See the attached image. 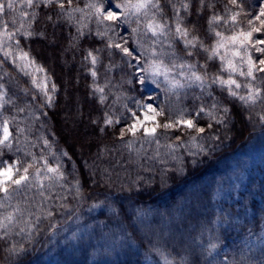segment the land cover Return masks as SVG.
Wrapping results in <instances>:
<instances>
[{"label":"trees","instance_id":"obj_1","mask_svg":"<svg viewBox=\"0 0 264 264\" xmlns=\"http://www.w3.org/2000/svg\"><path fill=\"white\" fill-rule=\"evenodd\" d=\"M240 1L243 9L239 17L243 21L247 14L253 17L264 4V0ZM77 2L73 0L72 6ZM183 2L189 3L190 8H182ZM230 5V0H203V4L201 0H160L163 9L160 16L176 18L178 13L185 18L190 38L198 36L208 47L216 40L210 31L213 26L209 24L210 17L223 16ZM33 13L35 23L31 30L43 35H20L18 39L56 85L54 101L44 106L33 120L49 142L51 157L61 165L64 179L57 186L60 199L41 200L46 208L41 214L46 231L37 243L13 253L9 238L0 235V264H147L159 252L184 259L185 264H214L206 249L196 243L197 236L211 227L209 216L202 219L203 212L211 200L213 182L229 171L228 163L254 136L264 133V102L246 105L227 96L215 84L209 100L213 103L219 99L230 109L223 124L204 113L194 114L198 126L205 128L204 133L198 134L185 126H181L183 130L164 128L162 125L167 122L160 117L156 139L161 153L152 150L135 153L127 148L126 142L132 138L126 127L130 113L126 111L125 118L113 120L112 124H107L105 117L113 113L118 102L145 97L146 90L134 74L136 60L108 47L110 40L116 42L108 35H97L86 26L78 31L81 28L78 20L75 17L68 20L55 3L47 5L40 1L33 7ZM259 37L264 38L260 34ZM127 39L129 46H134L133 34ZM117 40L116 43H121L120 37ZM175 45L183 48L180 41ZM49 49L56 51L51 58L46 54ZM89 51L99 57L97 64L85 59ZM186 52L193 53L188 56L200 73L224 75L218 59L209 60L199 46L186 48ZM92 69L97 76L92 75ZM256 75L260 88H264V73ZM0 77H3L0 83L8 89V98L13 101L5 105L6 110L19 109L28 94L22 91L10 68L0 66ZM97 86L104 88L102 95L96 91ZM72 105V115L78 116L81 124L89 125L96 136L80 149L69 142L63 130L66 108ZM193 137L203 138L207 149L184 153L183 144L194 140ZM171 145L180 146L181 157L174 156L175 150L168 151ZM3 151L9 155L13 149ZM210 177L212 181L208 182ZM224 209L233 215L230 223L218 228L217 233L232 254L222 264H264V242L258 245L245 242L248 232L260 231L264 226V169L244 188L238 200L224 203ZM143 210L153 211L151 217L145 218L148 220L139 219ZM154 212L168 214L169 219L163 221ZM76 221L79 222L75 224ZM77 224L80 235L72 245H63L66 232ZM51 245L59 247V252L57 260L49 263L51 260L47 262L46 257Z\"/></svg>","mask_w":264,"mask_h":264},{"label":"rangeland","instance_id":"obj_2","mask_svg":"<svg viewBox=\"0 0 264 264\" xmlns=\"http://www.w3.org/2000/svg\"><path fill=\"white\" fill-rule=\"evenodd\" d=\"M43 0H36V3ZM248 1V0H247ZM0 3H6V0H0ZM87 3V0H78L74 6H79L81 8ZM238 4L242 5V2L238 0ZM264 5V4H263ZM107 8V5H105ZM243 9V7H242ZM241 8L230 5L226 9V13L221 16L223 20H221L217 24H213L212 28H215L217 31L224 33L226 36L231 35L233 32L239 30L240 27H243L245 31L248 30L247 21L252 19L250 15H246V21L241 20L238 17L239 24L233 25L229 22V16L236 11L242 10ZM21 10H26L30 14L32 13L33 8H23L20 3L15 5V11L6 10L4 14H0V18L3 20L9 21V27H12L11 19L14 16L18 17V13ZM86 11H91L87 9ZM74 17L81 21V23L85 24L86 27H89L96 32H105L106 24L109 22H105V24H97L96 18L91 17L88 19L82 20L81 13H75ZM151 17H148L150 19ZM130 23L121 24L118 27H115L113 31L108 32V36L116 42H118L119 37H123V40L127 41V46H129L127 36L129 34H133L134 36V46L132 48L137 49V55L141 57L139 64L137 61L135 62L137 67L134 71L135 77L140 83L141 77L144 79V83H142L143 88L146 90V95L143 99L137 97H130L123 102H118L117 106L113 109V113L111 115H106V120L111 118L112 120H121L125 118L126 111L130 113V119L127 118L126 127L135 122V118L139 116L143 119L144 107L145 105L151 104L154 108L157 109L158 112H162V115L156 116V121L161 124L160 117L166 120L167 123L176 121L180 118L185 119H194V114H196L201 107H208L212 104V101L209 100V93L212 86L215 84H211V87L205 85L204 88H201L198 83H193L186 80L184 77H181L178 73L180 71L188 72L187 68L185 69H174L172 75L181 80L184 83V87L178 88L175 90L170 89V86L163 80L162 77L158 78L155 82L152 79H149L148 73H141L137 71L139 67H146L147 62L152 58L151 53L148 52L150 47H155L157 52L162 53H170L174 48L177 58H173L170 55H163L159 57L163 59L165 63H185V64H194L191 62L187 52L186 47L179 38L170 36L169 38H160V43L155 45L152 44V41L156 39L153 37L150 32H145L144 23L146 22L145 17L141 16L140 21L137 20L135 16H131ZM158 19L164 20L170 23V26L174 28V20L175 18H167L165 15L158 16ZM243 19V18H242ZM27 23V20L25 21ZM139 26V31L136 33L132 32L133 28H137ZM258 26V25H257ZM257 38L259 34H255ZM20 35H17V39ZM190 38V37H189ZM217 39V37H216ZM139 40L143 47H139L135 41ZM176 41L182 42L183 48L178 49L175 45ZM121 42H123L121 40ZM56 51L54 49H49L46 54L51 58L52 54H55ZM257 54H254L256 56ZM0 59H4L2 55H0ZM219 61V60H218ZM220 62V61H219ZM221 63V62H220ZM8 65V66H7ZM4 69L9 70L13 73L15 77H17L22 89H29L28 95L25 97V100L22 101L20 108H23L24 111H19V109H7L4 107L2 114H0V121L7 118L10 121V128L13 131V135L15 137L12 145L13 151L7 155L4 153L3 149L0 148V167L4 166V163H12L15 160L19 159L22 164H26L32 161L33 155L37 158L43 156L47 158L49 164L52 166L57 165V161L51 157L50 154V145L45 144L43 141L45 137L40 134V132L36 129V125H34V117L39 114L44 106H48L46 99L42 93H39V90L31 87L29 78L23 76L16 70V67L10 63V61H6L3 65ZM195 71L200 72L197 67L194 69ZM225 78H227V74L224 73ZM49 77V76H48ZM242 84L247 82L245 77L236 76L235 77ZM52 82L51 78L49 77ZM250 79V78H249ZM257 87L259 86L258 81L253 82ZM96 89V87H95ZM56 90V89H55ZM55 90L50 92V95L55 97ZM241 94H244L245 89L241 88L239 90ZM98 92V91H97ZM99 95L102 93L98 92ZM80 99V98H79ZM68 111L67 117L64 121V132L69 138V142L73 143L78 149L84 148L88 142L93 141L96 136L91 132V128L89 125L81 124V119L78 116L72 115L73 105L68 106L66 108ZM135 114V115H134ZM74 120L72 121L71 119ZM146 127H152L153 122L149 121L145 124ZM179 125L175 128L180 127ZM24 128L25 131L23 133L19 132L18 129ZM159 127L157 128L158 132ZM185 129V128H184ZM181 130H183L181 128ZM156 132V135H157ZM131 134V133H130ZM156 135L154 137H149L143 134L142 129L138 130L135 136H132L127 142V148L131 151H135V153L140 152H149L152 150V153H161V147L159 141L156 139ZM186 149H184V153L186 154H194L196 152L205 151L207 146L201 137H197L194 140H191L188 143L183 144ZM180 146L171 147V150L174 151V156L181 157V149ZM173 148V149H172ZM179 152V153H178ZM230 168H228V172L216 179L213 182L212 186V195L211 200L208 202L207 209L203 212V218L207 219L210 222V228L207 233H201L196 238V243L200 244L202 247L206 249L208 254L211 256V262L214 264H222L226 262V258L231 256V252L229 251L228 245L225 244L223 239L219 237L217 231L218 228L226 227L228 223H230V215H233L231 212L225 211L224 203H234L238 200L247 185L255 178L256 175L260 174L264 169V133H258L254 136L251 141L246 145L243 151L236 157L231 160V163H228ZM43 165V161H41L40 165ZM227 165V163H226ZM32 171V170H30ZM208 182L212 181V177L207 179ZM61 181L55 182L52 187H47L48 181L45 180V188L40 189L35 187V180L31 183L33 186L19 189L15 192H12L11 197L8 201L10 207L7 209H0V213L10 211L12 207H15L17 204L25 209L23 217H21L22 221H27L29 227H25L22 222L19 225H16L12 228V230L8 233L6 237L9 238L12 244V248H15L13 253H19L25 249L31 248V245H34L35 242H38V239L41 238V235L46 231L45 224L43 220L42 212L44 213V204L41 201L42 199L53 200L60 199L58 197V189L57 186ZM4 194L0 192V198H3ZM60 200L59 202H62ZM48 207L49 204L47 203ZM72 210V206L69 207V211ZM153 211L151 210H143L140 213L139 219L141 221L148 220L149 216H152ZM156 213V212H154ZM156 214L162 217L163 221L169 219L168 214H162L161 212H157ZM159 216V217H160ZM210 216L211 219L210 220ZM230 218V219H229ZM201 219V220H202ZM79 222L76 221L75 224ZM74 224V223H73ZM79 224L73 226L74 228H70L66 233V237L63 241V245L69 244L72 245L75 240L78 238L79 231L81 229L78 228ZM21 228H25L24 231H21ZM0 235H3V232L0 231ZM246 243L249 244H261L264 242V226L260 231H251L247 233V237L245 240ZM214 246V247H213ZM59 252V247L55 245H51L48 249L46 260L47 262L51 260L49 263L57 260ZM147 264H185L184 259H178L169 254H164L162 252L156 253L151 256Z\"/></svg>","mask_w":264,"mask_h":264},{"label":"snow or ice","instance_id":"obj_3","mask_svg":"<svg viewBox=\"0 0 264 264\" xmlns=\"http://www.w3.org/2000/svg\"><path fill=\"white\" fill-rule=\"evenodd\" d=\"M17 3L21 4L22 9L36 6V0H6V3H0V14H4L6 10L15 11V5ZM43 3L47 5L57 4L66 13V18L70 21L74 19L75 13H81L82 20L95 17L97 24H105L106 21L109 22L106 24L107 30L105 32H97V35L103 36H107L108 32L113 31L115 27L121 24L130 23L129 18L131 16H135L138 21L143 16L146 19L144 23L145 32H150L153 37H156L152 41L153 45L160 43L161 37L169 38L173 36L179 38L186 48H196L199 46L207 54L209 60L218 59L221 62L220 71L226 73L227 78L220 74L209 76L206 72L200 73L195 71V64L165 63L159 57L170 55L173 58H177L174 48L170 53H162L157 52L154 46L148 49L152 58L147 62V66L139 67L137 71L148 73L149 79H152L153 82L162 77L170 86V89L175 90L185 85L181 80L176 79L172 75L173 70L187 68L189 70L188 72L180 71L178 74L190 82L198 83L201 88H204L205 85L211 87V84H218L223 92L227 93V96L236 98L246 105H255L257 102H264V88L257 87L253 83L257 79V73H264V38H257L255 35L260 34L264 36V5H261L252 19L247 21V31L243 27H240L238 31L226 36L215 28H211L210 31L214 33L217 39L214 45L206 47L200 42L198 36L192 35L189 38L191 35L190 29L184 26L185 18L180 17L178 13L174 20V28L170 26L169 22L158 19V16L163 13L160 0H122L119 3L116 0H87L83 8L72 6L73 0H43ZM230 3L241 9L243 7L238 4V0H230ZM201 4H203V0H201ZM105 5H107V8ZM180 6L186 10L190 8V4L187 2L181 3ZM87 9L91 11H86ZM240 15V11L233 12L228 18L229 22L234 26L238 25V17ZM34 16V13L30 14L26 10H21L18 13V17H12L11 28L9 27V21L0 18V55L4 58L0 59V66H3L6 61H10L19 73L29 78L31 87L39 90L38 94L42 93L46 102L51 104L53 97L50 95V92L56 89L55 83L50 81L47 70L37 62L30 51H26L21 47L20 40L16 38L18 34L23 37L43 35V33H36L31 30L32 25L35 23ZM148 17L151 18L148 19ZM26 20L27 23H25ZM221 20H223V17L212 15L209 19V24H217ZM76 22L81 24V28L78 31H82L86 25L81 23V21ZM139 30L138 26L137 28H133L132 32L136 33ZM120 39L123 42L116 43L110 40L107 46L119 49L123 56L134 58L137 64H139L141 57L136 54L137 49L127 46V41L123 40V37H120ZM135 43L139 47H143L139 40H136ZM192 54V52L188 53L189 56ZM254 54L259 55L254 56ZM85 59H90L93 65L99 62V57L94 55L92 51L88 52ZM204 67L207 68V64ZM91 71L94 77L97 76V72L94 69ZM237 75L245 77L247 82L243 84L239 82L235 78ZM0 79H3V77H0ZM140 83H144L143 77H141ZM241 88L246 90L244 94H241L239 91ZM22 91L26 94L29 93V89H22ZM96 91L103 93L104 88L97 86ZM209 95L211 96L212 93H209ZM101 100H103V96H101ZM12 102L8 98V89L4 84L0 83V114H2L5 105L11 104ZM143 107V119L137 116L135 122L128 126L127 131L132 136H135L137 131L142 129L144 135L154 137L157 128L161 127L159 122L156 121V116L161 115L162 112H158L151 104ZM19 111L22 112L24 109L21 108ZM229 111L230 109L224 105L223 101L216 99L210 106L201 107L196 115L199 116L201 113H204L210 119L215 120L219 124H223ZM149 121L153 122L152 127L145 126L146 122ZM106 123L112 124L113 120L109 118L106 120ZM179 125L185 126L189 130H195L198 134L205 132V128L199 127L195 119L180 118L176 121L166 123L162 127L173 128ZM208 127L211 128L212 125L209 124ZM18 131L23 133L25 129L20 128ZM14 139L13 131L10 128V121L5 118L0 121V148L11 149ZM43 142L45 144L49 143L46 139ZM170 147H175V145H171ZM41 161H43L42 167L37 166L40 165ZM63 179L64 173L61 170V165L57 164L52 166L49 164L47 158L43 156L37 158L33 155L32 161L26 164H22L19 159L12 163H4V166L0 167V192L4 194V197L0 198V209L9 208L8 201L12 192L33 186L31 183L33 180H35V187L44 189L46 187L45 180L48 181L47 187H52L55 182ZM77 191H79L78 186ZM24 212L25 209L20 204H17L10 211L0 213V231L3 232L4 236H7L13 227L22 222L25 227L30 226L27 221H22L21 219ZM48 214L51 215V213ZM24 230L25 228H21V231ZM12 250L15 251V248Z\"/></svg>","mask_w":264,"mask_h":264}]
</instances>
